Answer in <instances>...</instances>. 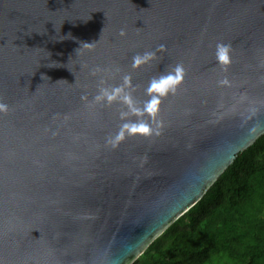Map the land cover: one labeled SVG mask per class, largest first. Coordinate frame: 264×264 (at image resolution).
<instances>
[{"label":"water","instance_id":"95a60500","mask_svg":"<svg viewBox=\"0 0 264 264\" xmlns=\"http://www.w3.org/2000/svg\"><path fill=\"white\" fill-rule=\"evenodd\" d=\"M178 63L160 135L106 146L126 109L90 105L101 79L141 106ZM0 102V264H134L264 136V0H0Z\"/></svg>","mask_w":264,"mask_h":264},{"label":"trees","instance_id":"16d2710c","mask_svg":"<svg viewBox=\"0 0 264 264\" xmlns=\"http://www.w3.org/2000/svg\"><path fill=\"white\" fill-rule=\"evenodd\" d=\"M134 264H264V136Z\"/></svg>","mask_w":264,"mask_h":264},{"label":"clouds","instance_id":"9594fccd","mask_svg":"<svg viewBox=\"0 0 264 264\" xmlns=\"http://www.w3.org/2000/svg\"><path fill=\"white\" fill-rule=\"evenodd\" d=\"M120 35L124 36L123 29L120 30ZM93 43H84L82 46L91 48ZM166 50L164 44L157 46V51L163 52ZM231 45L225 43H217L215 50V57L217 63L224 71H227V66L231 63L230 59ZM157 59L156 51H144L142 54L137 53L132 57L131 67L139 69L144 65L149 64ZM96 71H99L97 69ZM116 71H119L117 68ZM95 74V71L93 72ZM185 77V69L182 64H176L170 71L162 73L159 76L152 77L147 87L144 89L147 99L143 101L141 106L137 105L133 97L134 86L131 83V76L125 74L122 76V82L114 86H103L104 80L101 79L98 91L93 97L91 104H107L111 105L114 102L122 104L126 110L120 111L119 119L122 121L118 130L106 137V146L116 149L128 137H151L153 135L159 136L162 127V121L158 119L161 111L162 99L168 97L169 94H175L177 89L182 85ZM220 85H228L227 77L217 81ZM83 98V97H82ZM9 106L0 102V114L7 113ZM255 109H251V113L255 114ZM147 114L151 123L145 122L142 117ZM134 116L136 119H129ZM250 118V117H249ZM264 131V127L254 125L249 129L250 134L258 135Z\"/></svg>","mask_w":264,"mask_h":264}]
</instances>
